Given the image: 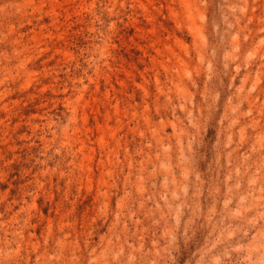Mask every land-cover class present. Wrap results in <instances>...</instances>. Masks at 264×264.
<instances>
[{
    "label": "rangeland",
    "instance_id": "374dc122",
    "mask_svg": "<svg viewBox=\"0 0 264 264\" xmlns=\"http://www.w3.org/2000/svg\"><path fill=\"white\" fill-rule=\"evenodd\" d=\"M0 264H264V0H0Z\"/></svg>",
    "mask_w": 264,
    "mask_h": 264
}]
</instances>
